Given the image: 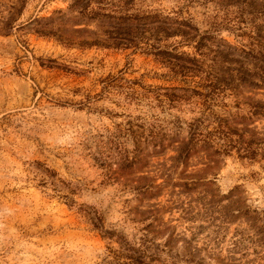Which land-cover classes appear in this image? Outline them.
<instances>
[{
    "label": "rangeland",
    "instance_id": "1",
    "mask_svg": "<svg viewBox=\"0 0 264 264\" xmlns=\"http://www.w3.org/2000/svg\"><path fill=\"white\" fill-rule=\"evenodd\" d=\"M72 2L0 0V264H264V0H131L118 47Z\"/></svg>",
    "mask_w": 264,
    "mask_h": 264
},
{
    "label": "trees",
    "instance_id": "2",
    "mask_svg": "<svg viewBox=\"0 0 264 264\" xmlns=\"http://www.w3.org/2000/svg\"><path fill=\"white\" fill-rule=\"evenodd\" d=\"M131 0H73L70 5V9L78 12L81 18H85L86 22H97L101 25H106V29L104 30V34L107 36L111 44L114 47H118L121 45H139L142 43L143 39V31L141 28L143 27V18L145 20L153 19L154 16L150 15H138L135 13L127 12V4H129ZM169 18L167 16L163 17V21H161L162 25L160 30L163 32V39H167L169 37L180 35L183 38V41H196L197 28L187 19L174 20L172 23L168 21ZM54 20H51V22ZM141 25V26H140ZM72 32H76L77 29L72 28ZM59 28L47 31H41L43 35L54 37L57 41L65 44L72 45L70 37H63L62 32ZM199 37V41L196 42L195 48H198L201 44ZM100 43L98 40L93 42H86L84 40L80 41L78 45H91ZM111 44H106L110 46ZM153 54L160 58L162 62L169 64L171 71L175 73H181L184 75L186 70L193 69L191 65L194 64V59H192L185 51H178L177 47H173L172 50H157L153 52ZM189 64V65H187ZM117 78L115 76H107L102 79L103 87L101 92L108 91L109 88H113L115 86L114 81ZM123 79V78H121ZM100 94H97L99 96Z\"/></svg>",
    "mask_w": 264,
    "mask_h": 264
}]
</instances>
